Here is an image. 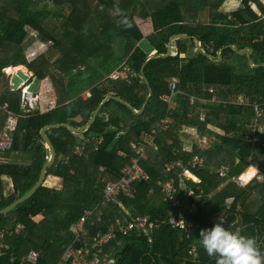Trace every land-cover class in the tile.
Instances as JSON below:
<instances>
[{"label": "trees", "instance_id": "1", "mask_svg": "<svg viewBox=\"0 0 264 264\" xmlns=\"http://www.w3.org/2000/svg\"><path fill=\"white\" fill-rule=\"evenodd\" d=\"M227 1L0 0V130L13 121L10 148L0 152L21 161L0 162V210L35 185L49 159L40 130L66 123L74 129L82 127L106 96L113 97L81 133H71L65 127L45 131L55 159L43 181L47 176L60 178L62 188L40 185L27 200L0 215V232L9 246L0 256V264H21L29 250L38 252V264L56 263L72 241V224L83 209L95 207L103 211L102 223L90 228V236L106 232L116 217L124 226L141 216L151 221L165 219L171 209H182L191 223L187 232L161 225L151 246L134 231L125 236L117 234L104 248L110 249L117 264H216L198 238L199 231L211 228L221 215L227 221L225 228L255 237L264 253V179L260 182L255 178L241 186L228 181L251 166L264 176V4L233 0L237 7L225 13L221 7ZM134 16L150 18L153 33L145 39L155 55L166 54L173 36L190 39H173L174 49L168 57L146 62L147 54L136 46L144 37ZM30 32L51 46L27 63L26 48L35 40ZM195 39L211 59L217 60V52L226 47L231 59L226 60L222 50L221 62H211L195 48ZM246 49L251 51L249 59ZM121 63L127 78L110 79ZM160 63L168 65L155 71L154 66ZM17 65H26L39 80H51L57 96L54 109L29 111L27 105H21L20 94L9 91L3 69ZM171 79L176 80L178 93L176 108L168 115ZM148 86L152 96L142 113H133L129 107L141 109ZM85 91L90 93L88 98L82 96ZM165 117L172 122L159 131L158 124ZM182 127L194 129L210 145L186 151L176 135ZM137 142L146 147V159L132 152L130 144ZM76 146L82 149L80 155L74 153ZM194 155L203 161L191 169L199 179L197 184L187 182L193 193L182 196L180 205L162 201V182L171 175L164 172L163 165L187 161ZM132 158L146 178L135 180L131 196L120 195L116 203L104 207L105 184L118 180L121 169ZM3 178L10 181L11 188ZM187 206L192 212L187 213ZM122 217L128 221L123 223ZM17 225L22 226L18 234L14 232ZM138 240L141 247L131 244ZM189 245L197 248L195 261L188 255Z\"/></svg>", "mask_w": 264, "mask_h": 264}, {"label": "built area", "instance_id": "2", "mask_svg": "<svg viewBox=\"0 0 264 264\" xmlns=\"http://www.w3.org/2000/svg\"><path fill=\"white\" fill-rule=\"evenodd\" d=\"M249 4L251 5L252 3ZM110 78L112 80H117L119 78L126 79L127 76L123 72H114ZM169 88L172 94L178 93L176 82H170ZM189 103H193V98L190 99ZM203 120L204 115L200 114V121L202 122ZM9 134V127H3L0 130V150H8L10 148L11 139ZM131 147L139 157L144 156L146 147H144L142 142H137ZM81 153L82 149L77 147L75 154L80 155ZM201 162V158L193 156L192 160L187 162V164L200 165ZM170 168L171 167L169 166V169ZM120 173L121 177L118 180L108 181L104 186L102 198L105 204L116 203L117 198L120 195L128 197L131 196V185L138 177L144 178L143 171L134 159L131 160L129 165L123 166ZM219 175L223 177L224 173L220 171ZM258 178H260V175ZM228 179L236 184L239 183L240 186L247 182L242 181L240 178ZM163 191L165 193V198L172 201L173 205H177L179 203L175 200L176 187L172 181H167L165 183ZM191 211L192 209H189V212ZM112 221L113 222L109 223L108 230L106 232H98L97 234L89 236L87 234L88 229H85L86 226H91L93 223L101 224L102 214L100 213L99 207L83 209L79 219L73 225V240L64 249L59 261L54 264H109L102 258L104 255V248L113 240V238L117 236V234L125 236L134 231L137 236L147 238L149 241L151 234L158 228L156 222L149 220L145 216L137 217L134 221H128L124 226L120 225L119 218H115ZM169 224L173 227H178L186 231L188 228L181 219L175 220L174 218H170ZM21 228L22 226L17 225L16 232H19ZM2 237V234H0V238ZM7 249L8 247L0 245V254L3 250ZM189 253L195 254V247L193 245H189ZM91 255L93 256L91 257ZM38 258V252L36 250H30L26 257L21 259V264H38Z\"/></svg>", "mask_w": 264, "mask_h": 264}, {"label": "crops", "instance_id": "3", "mask_svg": "<svg viewBox=\"0 0 264 264\" xmlns=\"http://www.w3.org/2000/svg\"><path fill=\"white\" fill-rule=\"evenodd\" d=\"M133 20H134V22L136 23V25H137V27L139 28V30H140V32H141V34H142V36L144 37V39L141 41V42H139V43H137V45L136 46H138V47H140L146 54H147V60H146V62H148L149 60H151L152 58H154V57H160V58H166V57H168L169 56V54H171V52H172V50L174 49V43H173V39H170V41H169V44H168V48L170 49V52H169V54H167V52H166V56L165 57H163L164 55H155V51L150 47V45L148 44V42L146 41V37L147 36H149V34L150 33H152L153 32V30H152V25H151V20H150V18H146V19H141V18H139L138 16H134V18H133ZM175 39V38H174ZM189 39H190V37H189ZM189 39H184V40H189ZM194 45H195V41H194ZM199 46H200V43H199ZM115 47V46H114ZM196 48V47H195ZM133 49H134V47L132 48V50L131 51H133ZM197 49V48H196ZM130 51V52H131ZM116 54H118V55H120V52H119V50H116ZM129 52V53H130ZM218 54V53H217ZM184 57V55H182L181 54V56H180V58H183ZM167 65H168V63H160V64H157V65H155L154 66V70L155 71H157V70H161V68H164V67H167ZM124 67V63H121L118 67H117V69L115 70V72H123V73H125V75L127 76V72H126V70L123 68ZM20 68H25V65H17V66H11V67H9V68H7L8 70H11L12 71V69L14 70V69H20ZM26 69V68H25ZM141 71H142V69H141ZM31 73V72H30ZM114 73V72H113ZM142 73V72H141ZM32 75V74H31ZM112 75V74H111ZM33 76V75H32ZM111 79V78H110ZM119 79H124V78H119ZM142 79L144 80L145 78L144 77H142ZM118 80V79H117ZM115 81V80H114ZM176 82V80H174V79H171V80H168V88H169V84H170V82ZM24 85H26V84H24ZM51 87V88H50ZM50 87H48L49 88V90L50 91H53L54 92V99H50V100H48V101H50V103H51V107H45V106H41V107H38L37 105H35V107H28L27 108V110H29V111H35V110H37V111H39L40 113H44V112H47V111H49V110H52V109H54L55 107H56V100H57V96H56V93H55V91H54V89H53V86L52 85H50ZM149 87V86H148ZM150 88V87H149ZM151 89V88H150ZM48 90V89H47ZM49 92V91H48ZM169 93H170V96H169V99H168V115H170L171 113H172V111L176 108V104H175V94H172L171 93V90H170V88H169ZM148 95H149V92H148ZM35 96L37 97V95L35 94ZM83 98H88L89 96H90V93L88 92V91H85L84 93H83ZM151 96H152V94H151ZM150 96V97H151ZM30 97L32 98L33 97V95L31 94L30 95ZM107 97V96H106ZM148 97V96H147ZM150 97L149 98H146V101L148 102V100L150 99ZM20 100H21V98H20ZM104 100V99H103ZM145 101V102H146ZM145 102H144V104H145ZM143 104V105H144ZM147 104V103H146ZM44 105V104H43ZM146 106V105H145ZM5 107H6V105H5ZM143 107V106H142ZM141 107V108H142ZM3 108V107H2ZM41 109H43L44 111H42ZM139 111V110H138ZM94 115V114H93ZM201 115H204V113H202ZM167 119H170V118H168V117H165L164 119H162L161 121H160V123L158 124V129H160L159 131H161V130H164V129H166V125H168L169 123L168 122H170V121H168ZM89 121V120H88ZM87 121V122H88ZM10 122H12V123H10ZM203 122V121H202ZM13 124V121L11 120V121H9L7 124H6V126H4V127H11V125ZM67 124V123H66ZM70 126V125H69ZM84 126V125H83ZM71 127V126H70ZM80 128V127H79ZM78 129V128H77ZM83 131V130H82ZM195 132V136L197 137V140H199V139H204V137H200L199 135H198V133H196V131H194ZM72 133V132H71ZM188 137H190V136H188ZM191 138L192 137H190L189 138V141L188 142H190L191 141ZM187 140H188V138H185V139H183L182 141H180V142H182L184 145H185V150L186 151H190L191 150V145H188V144H186L187 143ZM200 140V141H201ZM186 141V142H185ZM204 142H206V141H204ZM133 144H135V143H131L130 144V147L133 145ZM190 144H191V142H190ZM207 145H208V143H206ZM189 146H190V149H188L189 148ZM77 147H79V146H76L75 147V150H76V148ZM131 149H132V147H131ZM75 150H74V153H75ZM146 150V149H145ZM134 150L132 149V152H133ZM120 154H121V152H120ZM194 156H197V155H194ZM193 157V156H192ZM192 157L189 159V160H187V161H182V160H178V161H173V162H169V163H167V164H164L163 165V169H164V172L165 173H167V174H171V175H169V178L165 181V182H162V185H161V187H162V191H163V186L165 185V183L167 182V181H172L173 183H174V186L176 187V192H177V195H179V190H181V192L182 193H180V195H179V198L178 197H176V195H175V200L176 201H178L179 202V205L182 203V200H181V198H182V196H187V195H191L192 193H193V190H192V187H191V185L190 184H187V182H192V184H197V183H199V179L192 173V168H197V167H200L201 165H202V162H201V164L200 165H188L187 164V162H190L191 160H192ZM198 157V156H197ZM143 158L144 159H146V156L144 155L143 156ZM133 159V158H132ZM131 159V160H132ZM202 159V158H201ZM130 160V161H131ZM203 161V160H202ZM179 163H180V165H179ZM169 166L171 167L170 169H169ZM249 168H251L252 170H254L253 169V167L251 166V167H249ZM219 170H222L221 172H223L224 170L222 169V168H220ZM250 170V169H249ZM248 170V171H249ZM100 171H103V168H100ZM247 172V170L246 171H244L241 175H239L238 177H235V176H232V177H229V178H240L244 173H246ZM256 172H257V170H256ZM224 173V172H223ZM254 178V176L251 178V179H249L247 182H249V181H251L252 179ZM228 181H230L229 179H228ZM232 182V181H231ZM41 185H43V186H45V187H48V188H52V189H56V190H60L61 188H62V180L60 179V178H57V177H54V176H47L46 177V179L42 182V184ZM167 199L165 198V194H164V196H163V198H162V201H166ZM169 202H172V201H170L169 200ZM103 204H104V207L105 206H107V205H110V204H105L104 202H103ZM120 207H121V209H122V211H124V207L123 206H121L120 205ZM188 207H190V206H187L186 208H188ZM100 208V207H99ZM173 208V207H172ZM185 208V209H186ZM100 213L102 214V216H103V211H101L100 210ZM125 213H127L126 212V210H125ZM127 215V214H126ZM145 217H147V216H145ZM117 218V217H116ZM118 218H120V217H118ZM148 218V217H147ZM170 218H174L175 220H179V219H181L183 222H184V224L188 227V228H191L192 226H191V223L187 220V216L185 215V213H184V211L182 210V209H177V210H173V209H171L170 211H169V213H168V215H167V217L165 218V219H161V220H156V221H153V222H156L157 223V225H158V228L151 234V236H150V239H149V241L147 240V238H145L146 239V242H147V244L149 245V246H151V244H152V242H153V237H155V235L157 234L156 232H158L160 229V226L161 225H168L169 227H171V228H178V227H173V226H171L170 224H169V219ZM42 218H39V220H41ZM122 219L124 220L123 221V223L125 222V221H128V220H126L124 217H122ZM149 219V218H148ZM114 220V219H113ZM76 222V221H75ZM74 222V223H75ZM74 223L72 224V227H71V234H72V240H73V225H74ZM97 224H99V226H100V223H93V225H91V226H86V228L85 229H88L87 230V234L89 235V230H90V228L91 227H94V226H96ZM178 229H180V228H178ZM180 230H182V229H180ZM183 232H185L186 230H182ZM14 232H16V228H15V231ZM187 232V231H186ZM19 232H16V234H18ZM0 234H2V238H0V245H2L3 247L4 246H6V247H8V249L7 250H3L2 251V253L0 254V256L3 254V253H5L6 251H8L9 250V246L7 245V244H5L4 242H3V240H4V233L3 232H0ZM90 236V235H89ZM139 237V239H143L144 237H141V236H138ZM138 237H136V238H138ZM138 243H140V246H138ZM131 244H136L137 245V247H141V245H142V243L138 240V241H133V242H131ZM118 246L120 247V243H118ZM194 247H195V254H192V253H189V247H188V255L191 257V259L193 260V261H195L196 260V258H197V248H196V246L195 245H193ZM66 248V247H65ZM64 248V249H65ZM30 251V250H29ZM28 251V252H29ZM27 252V253H28ZM64 252V251H63ZM63 254V253H62ZM27 255V254H26ZM26 255H24V256H22V258H25L26 257ZM62 256V255H61ZM93 255H91V257H92ZM102 258L106 261V262H108L109 264H117L116 263V261L114 260V257H112L111 256V252H110V249H105V251H104V255L102 256ZM24 264H26V263H24Z\"/></svg>", "mask_w": 264, "mask_h": 264}, {"label": "rangeland", "instance_id": "4", "mask_svg": "<svg viewBox=\"0 0 264 264\" xmlns=\"http://www.w3.org/2000/svg\"><path fill=\"white\" fill-rule=\"evenodd\" d=\"M262 4H264V0H259ZM153 2L151 1V7L153 6ZM238 3L236 1L233 0H229L227 1L222 7H221V11L228 13L231 10H233L235 7H237ZM253 7L254 5L251 4ZM255 8V7H254ZM68 12V11H66ZM256 14H258V10L255 9ZM205 14L203 13L202 15H204L201 20H203V22H206V18H205ZM58 24H56L57 27ZM153 33V32H152ZM152 33H150L149 35H152ZM30 36L31 38H33L34 40V44L30 47V45H28L27 51H26V55H25V61L27 63H30L31 61H33L34 59H36L38 57V55H40L41 52H43L45 49L49 48L51 46V42L46 41V42H42V40H40L37 37L36 33H32L30 32ZM101 37H99L98 40H100ZM110 46L114 47L115 43L114 41H110L109 43ZM227 47L223 49V51H226ZM224 55L226 57V60H230L232 57V54H230L229 51L224 52ZM181 56V55H180ZM234 59V58H232ZM229 63V62H228ZM26 68V69H25ZM25 68H20V69H12L8 70L3 69V72L6 75V80L7 83L6 85H8L9 91L10 92H17L20 94V98H21V105L24 106L25 104H27V107H35V105H37L38 107L41 106H45V107H51V103H50V99H54V92L50 91L48 87H50V85H52V82L49 78H45L43 80H39L36 77L32 76L30 73V70L27 68V66L25 65ZM55 75H59L58 71H54ZM22 84V85H21ZM26 84V85H24ZM18 87V88H17ZM51 88V87H50ZM48 89V90H47ZM49 91V92H48ZM33 95V97L31 98L30 95ZM35 94L37 95V97L35 96ZM87 98V97H86ZM148 98V97H147ZM241 98V97H240ZM50 100V101H48ZM146 101V100H145ZM44 104V105H43ZM3 108H5V105H3ZM42 111H44L43 109H41ZM169 118V117H168ZM168 123L172 122V119H167ZM12 123V122H10ZM195 130L194 129H190V128H184L182 127L180 131L176 132V135L179 136V140L182 141L185 138H188L187 143L188 145L193 146H199L200 148L204 149L206 147H208L210 144L208 142V145L206 144L207 141L204 139H199L197 140V137L195 136ZM191 138V144L189 141V138ZM201 140V141H200ZM206 141V142H204ZM253 141H257V138L254 137ZM186 142V141H185ZM190 149V146L189 148ZM17 156L15 155H9L7 152H0V162H11L14 163L16 162ZM20 160H17L16 163H20ZM249 169V168H248ZM247 169V170H248ZM252 170L253 172L250 173V170L244 175H242L240 177V179L244 182H246L247 180H245V178L249 179L250 177H252L254 175L253 179H257L258 181L262 182L264 179V176L260 173H258V171L256 172V167L253 166ZM222 171V170H219ZM260 175V178H258V176ZM3 181H5L7 184H9L10 188H11V184L9 180H5L3 178ZM239 185V183H237ZM164 187V186H163ZM222 187H219V189ZM162 190V189H161ZM8 194V193H6ZM254 200V199H253Z\"/></svg>", "mask_w": 264, "mask_h": 264}, {"label": "clouds", "instance_id": "5", "mask_svg": "<svg viewBox=\"0 0 264 264\" xmlns=\"http://www.w3.org/2000/svg\"><path fill=\"white\" fill-rule=\"evenodd\" d=\"M125 26L131 27L130 24ZM189 209L192 208H186L187 213ZM226 223L221 215L211 228L199 231L198 241L206 255L215 258L216 264H264V253L257 239L242 235L239 230L230 231L223 226Z\"/></svg>", "mask_w": 264, "mask_h": 264}, {"label": "water", "instance_id": "6", "mask_svg": "<svg viewBox=\"0 0 264 264\" xmlns=\"http://www.w3.org/2000/svg\"><path fill=\"white\" fill-rule=\"evenodd\" d=\"M177 37H180V38H182V39H189V36H186V35L173 36V37H171V39H174V38H177ZM169 41H170V40H169ZM195 47H196L199 51H201L200 46H199V41L196 40V39H195ZM230 47H231V49H233L234 51H236L235 46L232 45V46H230ZM222 50H223V49H221V50H219V51L217 52V53H218V54H217V55H218L217 60L211 59L208 55H206V54L203 53L202 51H201V52H202V54H204V55H205V56H206L211 62H213V63H219V62H221V60H222V59H221V56H220V53H221ZM245 51L247 52V58L249 59V56H250L251 51H250V49H246ZM169 52H170V49L168 48V49H167V54H169ZM165 56H166V55H164L163 57H165ZM250 65L254 67V65H252L251 63H250ZM31 74L33 75V73H31ZM148 92H149V95H148V98H149V97L151 96V94H152V91H151V89H150L149 87H148ZM110 99H113V97H112V96H107V97H105L104 100L100 103V105H99L98 108L96 109L94 115L89 119V121H88L84 126L78 128V129H74V128L70 127L69 124H52V125L44 126V127L40 130V135H41V137H42V139H43V141H44L45 147L49 150V159H48V160L44 163V165L42 166L41 171H40V174H39V178H38L37 182L35 183V185H34V186H33V187H32V188H31L26 194H24L23 196H21L20 198H18L17 200H15L14 202H12L11 204H9L7 207L1 209V210H0V215L6 214V213L9 212L10 210H12L16 205H18V204L22 203L23 201L27 200L30 196H32V195L35 193V191H36V190L39 188V186L42 184L46 169H47L49 166H51V164L53 163V161H54V159H55V150H54V147H53L51 141H50V140L48 139V137L46 136L45 131H46L47 129H49V128H52V127H65V128H67V129H68L70 132H72V133H81L82 130H83L85 127L91 125V124L94 122V120H95V115H96L97 111L100 109V107H101L106 101H108V100H110ZM146 103H147V101L145 102V104L143 105V107H142L139 111H135V110H133L131 107H129V108H130V110H131L133 113H135V114H140V113L143 112ZM138 246H140V243H138Z\"/></svg>", "mask_w": 264, "mask_h": 264}, {"label": "bare ground", "instance_id": "7", "mask_svg": "<svg viewBox=\"0 0 264 264\" xmlns=\"http://www.w3.org/2000/svg\"><path fill=\"white\" fill-rule=\"evenodd\" d=\"M21 85H22V84H21ZM17 88H18V87H17ZM251 172H253V171L250 170V173H251ZM253 176H254V175H253ZM253 176H252V177H253ZM252 177H250L249 179H251ZM249 179L245 178V180H247V181H248Z\"/></svg>", "mask_w": 264, "mask_h": 264}]
</instances>
